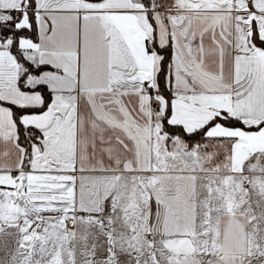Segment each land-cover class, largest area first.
<instances>
[{
  "label": "snow or ice",
  "instance_id": "1",
  "mask_svg": "<svg viewBox=\"0 0 264 264\" xmlns=\"http://www.w3.org/2000/svg\"><path fill=\"white\" fill-rule=\"evenodd\" d=\"M0 264H264V0H0Z\"/></svg>",
  "mask_w": 264,
  "mask_h": 264
}]
</instances>
